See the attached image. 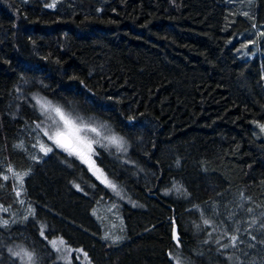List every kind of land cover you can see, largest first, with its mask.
<instances>
[{"label": "trees", "instance_id": "trees-1", "mask_svg": "<svg viewBox=\"0 0 264 264\" xmlns=\"http://www.w3.org/2000/svg\"><path fill=\"white\" fill-rule=\"evenodd\" d=\"M45 104L98 130L114 188L47 147ZM0 207V264H72L56 237L91 264H264V0H0Z\"/></svg>", "mask_w": 264, "mask_h": 264}, {"label": "rangeland", "instance_id": "rangeland-1", "mask_svg": "<svg viewBox=\"0 0 264 264\" xmlns=\"http://www.w3.org/2000/svg\"><path fill=\"white\" fill-rule=\"evenodd\" d=\"M55 108L58 107H48L47 110H45V118L43 120V124L41 125V131L43 132V135L46 136L49 143L47 144V147L50 149L53 148H63L66 152L78 157L90 170V172L102 183L109 184L105 182V179L108 181V178L103 171V169L100 167L98 162L96 161L95 153H94V139L92 140L91 133L87 132L86 137L89 141H92L91 148L92 151L89 152L87 149H82L85 153V159H82L80 155L76 154L75 152L70 151L69 149H66L64 147L59 146L55 139H50V137L54 136V133L56 131L57 125L62 124V122L59 120V116L54 111ZM62 110V109H61ZM63 111V110H62ZM64 112V111H63ZM65 113V112H64ZM66 114V113H65ZM68 115V114H67ZM73 118V117H72ZM75 119V118H74ZM79 123L80 121L77 120ZM86 124V123H85ZM88 125V124H87ZM91 127H94L90 125ZM95 128V127H94ZM82 135H85L82 133ZM42 147L43 144H40ZM46 145V143H45ZM86 159L88 162H86ZM14 177L17 178L19 187L22 188V185L24 183V177L25 173L20 172H11ZM98 206V207H97ZM97 209L95 210L96 214L99 218H102L106 222V233L107 235L113 237V238H120V230L123 228V217L116 209L115 205L112 203L107 204H101L100 206L97 205ZM1 208V207H0ZM253 225L261 226V223L259 221H252ZM233 237H235V240H233ZM232 243H234L238 248L240 249L241 246L244 244V242L241 240V233H234L232 235ZM55 248L57 252L60 255L61 259L65 262H70L72 264H91L89 261V257L86 254L85 251H83L82 248H73L72 246L68 245L66 243V240L63 237H56L55 238ZM75 249V250H74ZM71 253L75 254L74 258L72 257ZM176 264H183L180 261L175 260Z\"/></svg>", "mask_w": 264, "mask_h": 264}, {"label": "snow or ice", "instance_id": "snow-or-ice-1", "mask_svg": "<svg viewBox=\"0 0 264 264\" xmlns=\"http://www.w3.org/2000/svg\"><path fill=\"white\" fill-rule=\"evenodd\" d=\"M53 6L54 5H49V7ZM42 107L47 110L48 105L45 104L42 105ZM54 111L59 116V120L62 122V124L57 125L54 136L50 137V139H55L56 143L59 146L69 149L70 151L80 155L82 159H85V153L84 151H82V149H87V151L89 152L92 151V141H89L87 139L86 133L98 132V130L94 127H91L90 125L83 123L82 121L78 123L76 119L72 118L70 115L65 114L60 108H55ZM82 133H84L85 135H82ZM110 139L113 143L121 144V141L116 137H111ZM86 162H88L87 159ZM105 182L109 183V186L113 188L115 187V185H112L106 179ZM233 240H235V237H233ZM29 259H31L30 256Z\"/></svg>", "mask_w": 264, "mask_h": 264}]
</instances>
